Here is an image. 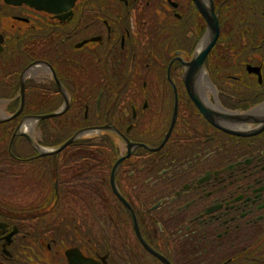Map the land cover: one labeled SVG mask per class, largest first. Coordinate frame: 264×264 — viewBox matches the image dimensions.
I'll use <instances>...</instances> for the list:
<instances>
[{
  "label": "flooded vegetation",
  "instance_id": "flooded-vegetation-1",
  "mask_svg": "<svg viewBox=\"0 0 264 264\" xmlns=\"http://www.w3.org/2000/svg\"><path fill=\"white\" fill-rule=\"evenodd\" d=\"M0 84V264H264V0H0Z\"/></svg>",
  "mask_w": 264,
  "mask_h": 264
},
{
  "label": "water",
  "instance_id": "water-1",
  "mask_svg": "<svg viewBox=\"0 0 264 264\" xmlns=\"http://www.w3.org/2000/svg\"><path fill=\"white\" fill-rule=\"evenodd\" d=\"M209 24H210L211 32L213 33L212 40H211L210 45L208 46V48L205 49L204 51H202L201 53H199V56H198L196 59H194L191 63H189V64L187 65V67H189V71H188V73L186 74V82H187V83L190 81L191 76H192L195 72H197V71L200 70V68H201V63H202V60H203V58H204V56H205V54H206V51L209 50L210 46L212 45L213 39L216 37V34H217V33H216L217 22H215V19H213V20L210 19ZM20 85H21L20 96H21V103H22V101H23V85H22V82L20 83ZM192 97H193V99H195L194 96H192ZM195 101L197 102V105H198L199 109L201 110V112L203 111V113L207 116V113L209 114V112L207 111V109L203 108V107L198 103L197 99H195ZM20 110H21V108H19L18 111H17L16 113H14L13 115L8 116L7 119H0V122H4V121H7L8 119H13V118L17 117L18 114L20 113ZM42 118H45V117H44V116H39L38 119H42ZM36 119H37V118H36ZM22 123H23V120H21V122L19 123V125H18V127H17V131L15 132V134L19 131V129H20L19 127L21 126ZM21 135H23V136L26 137V135H25L24 133H21ZM71 142H72V140L67 141V142H65L64 144H62V146L59 147L58 151H59V150H62L63 147L69 145ZM114 170H115V169H114ZM113 173H114V172H113ZM113 173H112L111 178H110V179H111V187H112V189L114 190V193H115L117 199L120 200V201L122 202V204H123V206L125 207V209L128 210V212H129L130 215L132 216V221H133V223L136 224L135 221H134V217H133V214H132V210L129 208V205L127 204V202H126V201L120 196V194H118L117 190H116L115 187H114V182H113V178H112ZM135 229H136V225H135ZM136 232H137V229H136ZM138 234H139V232H138ZM138 236H139V235H138ZM139 237H140V236H139ZM143 244H145V243L143 242ZM145 246H146V244H145ZM147 248H148V247H147ZM149 250H150V249H149ZM150 252L152 253L151 250H150Z\"/></svg>",
  "mask_w": 264,
  "mask_h": 264
},
{
  "label": "trees",
  "instance_id": "trees-1",
  "mask_svg": "<svg viewBox=\"0 0 264 264\" xmlns=\"http://www.w3.org/2000/svg\"><path fill=\"white\" fill-rule=\"evenodd\" d=\"M5 84H0V99H6L7 96L6 94L3 92L5 88L2 89V87H4ZM10 110L14 111L12 106H9ZM28 114L27 111L25 112V107L22 111L21 115H26ZM12 122V121H11ZM13 124L7 123V124H1L0 123V156H4V157H9V154H14L17 157H20V154L23 155L24 153H26V150L20 149L19 145L21 144L22 139L20 137H14L13 138V143L11 145V152H9L8 149V144H9V139L12 136L13 133ZM43 140L41 141L42 145H46V142L44 141V138H42ZM17 144H18V149H17ZM52 144H56V143H52ZM24 156V155H23Z\"/></svg>",
  "mask_w": 264,
  "mask_h": 264
},
{
  "label": "rangeland",
  "instance_id": "rangeland-1",
  "mask_svg": "<svg viewBox=\"0 0 264 264\" xmlns=\"http://www.w3.org/2000/svg\"><path fill=\"white\" fill-rule=\"evenodd\" d=\"M151 20V22L152 23H154V19L153 18H151L150 19ZM190 25H192V23L190 24ZM37 79V78H36ZM203 84H206V82H205V79H204V81H202L201 82V84H200V88H202L203 90H201V96H202V98L203 99H208V98H210V100H211V102L212 103H214L213 105H216L215 103H217V100H215V98H214V96H213V94H214V90L213 89H211V88H206V90L204 89V85ZM158 85H160L161 86V83H159ZM207 86V85H206ZM208 97V98H207ZM214 99H213V98ZM7 99V98H6ZM6 102V100L4 101V100H0V119H2V118H5V117H7L6 116V113H5V111H4V109H5V107H4V104H6L5 103ZM23 121L24 120H26V119H22ZM21 122V120L19 121V123ZM25 122V121H24ZM29 129H30V126L29 127H25V125L23 124V127H21V129H20V132H24V133H26V132H29ZM31 131V130H30ZM32 133V132H31ZM42 138V137H41ZM22 169V168H26V167H17L16 169ZM14 169V168H13ZM32 182H34V181H32ZM31 182V183H32ZM12 197H13V195H11Z\"/></svg>",
  "mask_w": 264,
  "mask_h": 264
},
{
  "label": "bare ground",
  "instance_id": "bare-ground-1",
  "mask_svg": "<svg viewBox=\"0 0 264 264\" xmlns=\"http://www.w3.org/2000/svg\"><path fill=\"white\" fill-rule=\"evenodd\" d=\"M200 47H202V44H201V43H200V45H199V48H200ZM198 51H199V50H198ZM201 77H202V75H201ZM202 78H203V77H202ZM211 108H212V107H211ZM212 109H215V110L221 112V109H219L218 106H215V107H213ZM25 126L28 127V123H25ZM29 130H30V129H29ZM28 133H30V132H28Z\"/></svg>",
  "mask_w": 264,
  "mask_h": 264
}]
</instances>
